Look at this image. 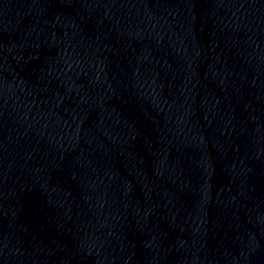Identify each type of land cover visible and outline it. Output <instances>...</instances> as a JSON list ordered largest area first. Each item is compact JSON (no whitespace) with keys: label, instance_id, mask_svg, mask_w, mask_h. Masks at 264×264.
<instances>
[{"label":"water","instance_id":"95a60500","mask_svg":"<svg viewBox=\"0 0 264 264\" xmlns=\"http://www.w3.org/2000/svg\"><path fill=\"white\" fill-rule=\"evenodd\" d=\"M0 264H264V0H0Z\"/></svg>","mask_w":264,"mask_h":264}]
</instances>
